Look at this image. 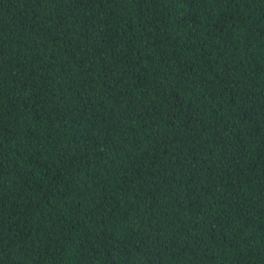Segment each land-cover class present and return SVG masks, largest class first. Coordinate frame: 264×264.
I'll use <instances>...</instances> for the list:
<instances>
[{
	"label": "trees",
	"instance_id": "obj_1",
	"mask_svg": "<svg viewBox=\"0 0 264 264\" xmlns=\"http://www.w3.org/2000/svg\"><path fill=\"white\" fill-rule=\"evenodd\" d=\"M0 264H264V0H0Z\"/></svg>",
	"mask_w": 264,
	"mask_h": 264
}]
</instances>
